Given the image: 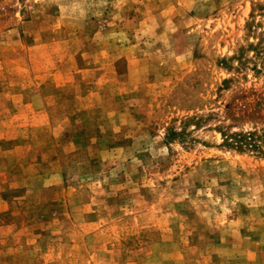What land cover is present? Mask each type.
Wrapping results in <instances>:
<instances>
[{
	"label": "rangeland",
	"instance_id": "obj_1",
	"mask_svg": "<svg viewBox=\"0 0 264 264\" xmlns=\"http://www.w3.org/2000/svg\"><path fill=\"white\" fill-rule=\"evenodd\" d=\"M263 134L264 0H0V264H264Z\"/></svg>",
	"mask_w": 264,
	"mask_h": 264
},
{
	"label": "trees",
	"instance_id": "obj_2",
	"mask_svg": "<svg viewBox=\"0 0 264 264\" xmlns=\"http://www.w3.org/2000/svg\"><path fill=\"white\" fill-rule=\"evenodd\" d=\"M254 134V132H247V133H241V132H235V133H231L230 135H226L224 137V142H227L228 140H226V138L228 137V139H231V142H228L231 145H235V147H241V145H246V144H251L249 143L247 140H249V138H252V135ZM264 136V134H263ZM264 143V140L262 141Z\"/></svg>",
	"mask_w": 264,
	"mask_h": 264
}]
</instances>
